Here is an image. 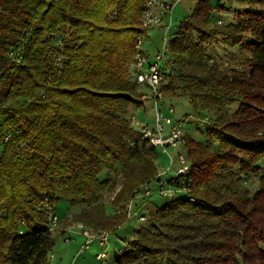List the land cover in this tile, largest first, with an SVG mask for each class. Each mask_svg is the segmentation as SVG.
Wrapping results in <instances>:
<instances>
[{"label": "trees", "instance_id": "16d2710c", "mask_svg": "<svg viewBox=\"0 0 264 264\" xmlns=\"http://www.w3.org/2000/svg\"><path fill=\"white\" fill-rule=\"evenodd\" d=\"M143 9L0 0V264H48V218L62 199L91 232L119 226L103 202L116 176L113 201L153 183L176 192L114 264H264V0H196L168 32L160 90L186 96L205 129L204 141L184 132L188 170L167 178L128 113L149 101L134 77L137 39L151 27ZM213 42L240 52L224 61Z\"/></svg>", "mask_w": 264, "mask_h": 264}, {"label": "rangeland", "instance_id": "374dc122", "mask_svg": "<svg viewBox=\"0 0 264 264\" xmlns=\"http://www.w3.org/2000/svg\"><path fill=\"white\" fill-rule=\"evenodd\" d=\"M195 1L180 0L173 6L170 13L172 27L169 32L176 28L183 17L192 12ZM232 7H240V5L232 4L229 10H221L218 12V23L227 22L234 17ZM147 32L149 36L142 41L143 48L153 50V52L156 48L160 49L163 44L161 31L160 34L157 27L151 26L147 29ZM212 48L217 57L224 61L228 60L230 55L240 52L238 47L229 49L219 44V42H213ZM144 49L143 51L145 52ZM159 106L165 115L170 116L174 120H182L184 131L188 136L198 141H204V115L202 114L199 118L197 111L189 103L186 96L180 94H163L162 99L159 101ZM169 107L173 109L172 112H169ZM128 113L133 116L131 124L134 127H138L143 120H149V116L152 115V108L149 105L144 109H140V107H129ZM157 152L158 158L156 164L158 166V175L163 176V178L175 176L179 168L177 153L185 154L184 148L179 144L177 148L173 149L168 146L165 155H159L160 150L158 148ZM102 175L105 176L107 174L103 173ZM111 177L114 178V174H111ZM115 179L117 180L115 188L111 192L104 194L103 202L106 206L107 214L117 216L119 226L99 232H91L88 230L95 237L93 238L95 242L89 244L88 248L84 249L82 254H80L77 252L79 243L71 237V234L77 231L76 225L80 224L73 221V215L77 212L78 207L70 205L65 199L59 200L54 205L53 211L57 217L56 223L49 230L54 246L49 253L48 264H114V254L117 250L127 242V239L134 236L136 229L142 226L148 227L150 225L148 219L154 213L155 208L169 200V198H165L169 195L164 196L159 194L160 187L157 183H153L149 187L141 188L132 199L120 198L119 200L115 199L113 201L120 188V177L116 176ZM163 188L166 190L171 189L166 184ZM102 233H106L107 237L105 244L100 246L96 236ZM99 252H104L105 255L101 259H96L95 255Z\"/></svg>", "mask_w": 264, "mask_h": 264}, {"label": "built area", "instance_id": "2783aa9c", "mask_svg": "<svg viewBox=\"0 0 264 264\" xmlns=\"http://www.w3.org/2000/svg\"><path fill=\"white\" fill-rule=\"evenodd\" d=\"M180 0H168L161 2V0H144V9L142 12L141 23L143 26H155L162 33L163 44L152 56L149 57L143 49L141 39H137L135 48V82L140 85H146L149 90V101L153 109L152 125L144 123L138 127L141 135V141L148 146L158 148L162 153H167V147H175L181 145L184 147L186 139L184 136V126L181 120H174L170 116L165 115L164 111L159 106V101L162 99V92L160 90V82L162 79L161 68H166L167 57V34L170 31L172 24L170 20V13L173 6ZM173 109L169 107V112ZM133 119V116L131 117ZM177 160L179 168L176 175L185 174L188 170V164L185 154L177 153ZM175 175V176H176ZM159 194L172 196L176 190L164 189L165 183H159ZM56 215L50 214L49 230L56 223ZM77 229L85 237L84 243L79 247L78 253L88 248L90 242L95 238L88 230L81 224L76 225ZM106 233L96 236L98 244L104 245L106 242ZM104 252H99L95 255L96 259L104 257Z\"/></svg>", "mask_w": 264, "mask_h": 264}, {"label": "crops", "instance_id": "0c3cea01", "mask_svg": "<svg viewBox=\"0 0 264 264\" xmlns=\"http://www.w3.org/2000/svg\"><path fill=\"white\" fill-rule=\"evenodd\" d=\"M153 29H154V27H153ZM157 30H158V32L160 33V30L158 29V27H157ZM161 34V33H160ZM142 49H144L143 48V46H142ZM145 50V53L147 54V55H149V57L150 56H152L157 50H159V48H156L155 49V51L153 52V50H150V49H144ZM148 105H149V107H151V103H150V101H148ZM171 107V106H170ZM150 118H149V120H146V121H142V122H140V124L138 125V127L140 126V125H142V124H144V123H148V124H150V123H152V120H153V109H152V115L151 116H149ZM172 149L173 148H177V146H175V147H171ZM179 153V152H178ZM166 153H162L161 151H160V154L159 155H165ZM161 178H163V176H160ZM164 178H167V177H164ZM71 237H72V239L75 241V240H77V242L79 243L78 244V246H77V248H79L83 243H84V241H85V237L83 236V234L80 232V230L79 229H77V231H75L74 233H72L71 234ZM95 242V240H92L91 242H90V244H93ZM78 250V249H77ZM80 254H82V252L80 253Z\"/></svg>", "mask_w": 264, "mask_h": 264}]
</instances>
